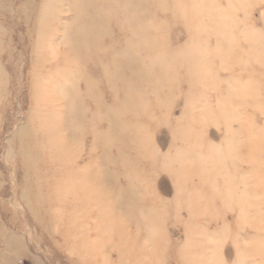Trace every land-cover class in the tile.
Listing matches in <instances>:
<instances>
[{
  "label": "rangeland",
  "instance_id": "rangeland-1",
  "mask_svg": "<svg viewBox=\"0 0 264 264\" xmlns=\"http://www.w3.org/2000/svg\"><path fill=\"white\" fill-rule=\"evenodd\" d=\"M127 2L0 0V264H264V0Z\"/></svg>",
  "mask_w": 264,
  "mask_h": 264
},
{
  "label": "bare ground",
  "instance_id": "bare-ground-1",
  "mask_svg": "<svg viewBox=\"0 0 264 264\" xmlns=\"http://www.w3.org/2000/svg\"><path fill=\"white\" fill-rule=\"evenodd\" d=\"M128 6L130 5V4H132L134 7H136V6H139V0H128ZM127 5V4H126ZM138 11L139 10H137V8H134L133 10H132V12H128V19L129 20H131L132 22H140V20H139V13H138ZM142 13V12H141ZM138 25H140V23H138ZM134 34H135V32H133ZM133 59H135V58H133ZM133 59L132 60H130L129 61V63L127 64L128 65V67H130L131 68V70H132V61H133ZM141 70H142V68H140L139 66L137 67V69L135 70V72H134V70L133 71H131V73H132V75H134L135 76V74L137 73V72H141ZM133 81V80H132ZM134 196V195H133ZM131 198H132V196H131ZM127 206V205H126Z\"/></svg>",
  "mask_w": 264,
  "mask_h": 264
}]
</instances>
